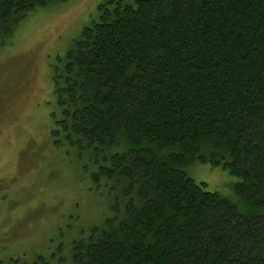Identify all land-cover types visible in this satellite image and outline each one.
I'll return each instance as SVG.
<instances>
[{"label": "trees", "instance_id": "1", "mask_svg": "<svg viewBox=\"0 0 264 264\" xmlns=\"http://www.w3.org/2000/svg\"><path fill=\"white\" fill-rule=\"evenodd\" d=\"M62 1L0 0V45ZM53 80L54 142L94 166L110 215L7 264H264V0H102Z\"/></svg>", "mask_w": 264, "mask_h": 264}, {"label": "rangeland", "instance_id": "2", "mask_svg": "<svg viewBox=\"0 0 264 264\" xmlns=\"http://www.w3.org/2000/svg\"><path fill=\"white\" fill-rule=\"evenodd\" d=\"M101 2L66 0L42 8L0 45V264L55 252L110 215V201L92 179L94 166L56 146L52 136L53 66L97 19ZM189 173L207 189L234 194L236 178L223 167L196 163Z\"/></svg>", "mask_w": 264, "mask_h": 264}]
</instances>
